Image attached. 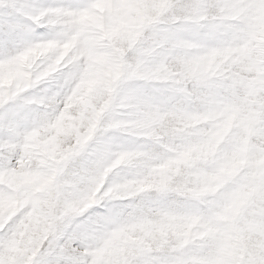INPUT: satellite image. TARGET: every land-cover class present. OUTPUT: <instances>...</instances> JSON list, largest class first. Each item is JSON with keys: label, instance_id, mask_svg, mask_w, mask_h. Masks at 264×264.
Returning <instances> with one entry per match:
<instances>
[{"label": "snow or ice", "instance_id": "1", "mask_svg": "<svg viewBox=\"0 0 264 264\" xmlns=\"http://www.w3.org/2000/svg\"><path fill=\"white\" fill-rule=\"evenodd\" d=\"M0 264H264V0H0Z\"/></svg>", "mask_w": 264, "mask_h": 264}]
</instances>
